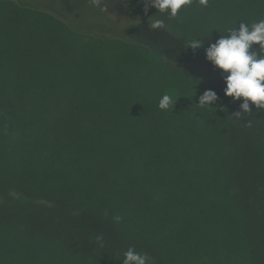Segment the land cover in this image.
Returning a JSON list of instances; mask_svg holds the SVG:
<instances>
[{
	"label": "trees",
	"instance_id": "16d2710c",
	"mask_svg": "<svg viewBox=\"0 0 264 264\" xmlns=\"http://www.w3.org/2000/svg\"><path fill=\"white\" fill-rule=\"evenodd\" d=\"M157 11L105 36L0 0V264H123L129 247L147 264H264V109L237 115L243 98L187 69L264 20V0ZM140 49L158 61L144 78Z\"/></svg>",
	"mask_w": 264,
	"mask_h": 264
},
{
	"label": "clouds",
	"instance_id": "9594fccd",
	"mask_svg": "<svg viewBox=\"0 0 264 264\" xmlns=\"http://www.w3.org/2000/svg\"><path fill=\"white\" fill-rule=\"evenodd\" d=\"M191 3L192 0H150V3L146 0L145 11L149 7L161 12L168 10V15L175 17L182 6ZM199 3L206 7L208 0H199ZM151 27L165 28V22L156 19ZM254 45H259V48H254ZM201 46L202 41L196 39L188 47L195 50ZM205 56L214 67L227 73L224 77V94L235 100L243 98L237 115L241 112H252V105L256 109H264V20L250 26L240 23L238 29H231L228 35H222L216 43L209 45ZM217 99L216 91L207 89L200 95L198 105L212 106ZM176 101L177 99L166 93L160 99L158 107L161 110L173 109ZM114 219L119 222L121 217L116 216ZM147 261L146 253L141 254L132 247L124 253L123 264H147Z\"/></svg>",
	"mask_w": 264,
	"mask_h": 264
},
{
	"label": "rangeland",
	"instance_id": "374dc122",
	"mask_svg": "<svg viewBox=\"0 0 264 264\" xmlns=\"http://www.w3.org/2000/svg\"><path fill=\"white\" fill-rule=\"evenodd\" d=\"M29 2L31 5L42 2L43 6L57 9L64 16L69 17L78 28L83 30H97L100 35L105 36L124 34L122 29L128 21L142 20L148 13L152 18H156L154 13L158 14V11L151 7L145 11V4L141 3L140 0H29ZM201 49L200 60L187 69L199 75L204 80L216 85L224 92V88L226 87L224 77L227 73L214 67L206 59L205 46L201 47ZM144 50L140 49L141 78L147 77V74L150 72L149 61L158 62L155 57ZM137 62L139 61L137 60ZM177 84H179L178 81Z\"/></svg>",
	"mask_w": 264,
	"mask_h": 264
}]
</instances>
